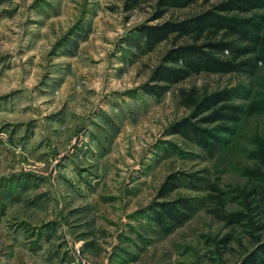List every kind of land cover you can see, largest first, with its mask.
I'll list each match as a JSON object with an SVG mask.
<instances>
[{"label": "rangeland", "instance_id": "obj_1", "mask_svg": "<svg viewBox=\"0 0 264 264\" xmlns=\"http://www.w3.org/2000/svg\"><path fill=\"white\" fill-rule=\"evenodd\" d=\"M217 1L156 19L158 0L130 11L127 0H0V264H239L253 249L209 214L208 187L221 190L227 212L240 210L264 112L219 133L226 143L213 157L171 128L193 116L180 90L235 89V103H259L264 64L252 76L201 73L159 99L144 91L167 51L187 42L149 50L142 28ZM172 175L176 190L159 198ZM178 198L198 211L163 235L152 212Z\"/></svg>", "mask_w": 264, "mask_h": 264}, {"label": "trees", "instance_id": "obj_2", "mask_svg": "<svg viewBox=\"0 0 264 264\" xmlns=\"http://www.w3.org/2000/svg\"><path fill=\"white\" fill-rule=\"evenodd\" d=\"M127 11L138 8L142 0H127ZM214 0H158V15L162 18L169 10H182ZM264 0H219L209 9L195 16L165 21L157 25L144 26L142 35L146 48L153 49L166 41H186L167 51L162 63L151 74V83L144 91L161 98L170 88L192 76L209 74H255L258 64H264ZM235 14V15H232ZM227 52V55L224 52ZM181 104L191 109L193 116L175 123L171 130L181 138L191 141L208 156L213 157L224 150L226 141L219 133L227 134L229 126L238 122L241 115L264 112V99L248 107L235 103L241 99L239 91L222 90L207 96H199L196 91H179ZM218 124L213 129L202 125ZM257 167L246 171L247 184L238 194L240 210L227 212L224 194L215 186L208 196L214 206L209 214L225 227L240 229L247 234L253 249L239 264H264V138L255 151ZM176 176L165 181L159 198H167L176 190ZM190 200L178 198L164 201L152 212V222L163 235H169L187 223L196 213ZM233 240L226 237V244Z\"/></svg>", "mask_w": 264, "mask_h": 264}, {"label": "built area", "instance_id": "obj_3", "mask_svg": "<svg viewBox=\"0 0 264 264\" xmlns=\"http://www.w3.org/2000/svg\"><path fill=\"white\" fill-rule=\"evenodd\" d=\"M225 55H227V52H224ZM79 264H85L83 261H80Z\"/></svg>", "mask_w": 264, "mask_h": 264}]
</instances>
